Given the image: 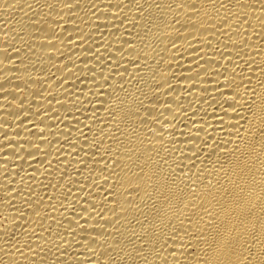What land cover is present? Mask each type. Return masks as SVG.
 <instances>
[{
    "label": "bare ground",
    "instance_id": "1",
    "mask_svg": "<svg viewBox=\"0 0 264 264\" xmlns=\"http://www.w3.org/2000/svg\"><path fill=\"white\" fill-rule=\"evenodd\" d=\"M0 264H264V0H0Z\"/></svg>",
    "mask_w": 264,
    "mask_h": 264
}]
</instances>
